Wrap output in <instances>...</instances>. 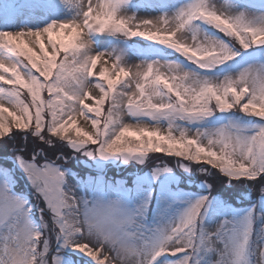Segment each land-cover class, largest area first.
Instances as JSON below:
<instances>
[{
    "label": "snow or ice",
    "instance_id": "1",
    "mask_svg": "<svg viewBox=\"0 0 264 264\" xmlns=\"http://www.w3.org/2000/svg\"><path fill=\"white\" fill-rule=\"evenodd\" d=\"M26 11L36 24L0 30V140L13 147L0 164V264H264V0H28ZM82 162L90 174H73ZM18 178L33 191L18 193ZM257 188L250 206L229 202Z\"/></svg>",
    "mask_w": 264,
    "mask_h": 264
},
{
    "label": "rangeland",
    "instance_id": "2",
    "mask_svg": "<svg viewBox=\"0 0 264 264\" xmlns=\"http://www.w3.org/2000/svg\"><path fill=\"white\" fill-rule=\"evenodd\" d=\"M27 2H28V0H0V30H13V31H15L17 28L22 27L25 24L30 23V24L34 25L38 22L37 20L31 18L30 15L27 13V11H26ZM225 2H226V0H217L218 4H224ZM156 14L157 13L149 14L143 10H141V12L139 13V15H141V16L156 15ZM67 15H68V13L65 11L60 12V18H65ZM43 22H46V21H43ZM53 39L57 40L58 42L63 41L65 43H68L71 40V34L70 33H61L60 35L54 34ZM133 39L144 40L143 37H138V38H133ZM44 43L46 45L48 43L46 36L44 38ZM37 50H38V47H37ZM48 50L51 51V48H49ZM128 62H129V65H136V64L140 63V60L134 54H131L128 57ZM110 63H109V66H110ZM97 68L98 69L100 68V64L97 65ZM0 83H2V82H0ZM93 94H95V93H93ZM44 96H45V98H47V93H45ZM22 98L25 99L26 102L30 100V96H28L26 92L24 93ZM5 106L11 107L9 105H5ZM104 107H105V111H106L107 110V104ZM90 115H92V114H90ZM125 119L127 122L134 124V121H131L130 118L126 117ZM89 124H90V121L88 123H85L84 118L80 117V118H78V123L75 127L84 128V130H86V131H93L89 127ZM75 127L70 126V130H69V135H71L73 137H75ZM134 137H135L134 132H130V133L126 134V139H133ZM16 143H21V144L22 143H29L30 144V141L25 142L22 140V138H18ZM54 143H56V142H54ZM10 144H11V142H9V144H5V143H3L2 140H0V164L5 163L4 164L5 167L11 166V157H12L13 147L10 146ZM62 145H63V142H62ZM63 151L65 154H68L70 152V149L67 147H63ZM149 157H150V161H151L152 166H155V164H165L166 163L169 166L176 169L178 174L183 173V169L176 168L177 159H178L176 157L168 156L165 153H149ZM184 162L185 163H191L194 168L197 167V163L195 161H192V162L184 161ZM138 168H144L145 171L149 170L148 167L145 165V166H137V168H131V169H129V171L135 172V171H137ZM70 169H71V172L73 174L80 173L84 176L89 175L91 172V170H89L83 162L80 164L72 163L70 165ZM82 169H83V172H81ZM196 174H197V176L201 175L199 173L198 169H197ZM108 175L109 176L115 175V177L117 179H127L128 176L130 175V172H125L122 169L112 168V169L108 170ZM185 175H187V174H185ZM73 178H75V177H73ZM73 182H75V181H73ZM182 187L185 189H189V190H185V191L200 190V181L194 180L192 182H189L188 180H184ZM15 190L18 193L19 192L31 193L33 191L30 184L26 183L25 180L21 179V178L17 179ZM222 190L227 191L226 189H222ZM237 191H239L241 193V195H234L235 199L234 198L233 199L238 205H236V204H232V205L234 207H237V208H244V207L250 206L251 203H249V205L248 204L244 205V203H246L245 201H248L250 198V196L247 193H245L246 190L245 189H239ZM252 195L255 196V199H258L259 198V188L255 189L253 191V193L251 194V196ZM31 199L37 205H39L41 207L44 206L43 202L37 201L34 195L31 197ZM36 218L39 219L38 214H37Z\"/></svg>",
    "mask_w": 264,
    "mask_h": 264
},
{
    "label": "trees",
    "instance_id": "3",
    "mask_svg": "<svg viewBox=\"0 0 264 264\" xmlns=\"http://www.w3.org/2000/svg\"><path fill=\"white\" fill-rule=\"evenodd\" d=\"M25 92H26V90H25ZM51 139L53 140V142H56L57 144H59V145L62 146V142L60 141V139H59L58 137L53 136V137H51ZM57 141H58V142H57ZM49 155H51V152H49ZM221 191H223V190L221 189ZM245 193H246V192H245ZM233 198L235 199L234 196H233ZM234 199L230 200L229 202H231V204H236V205H238V204L234 201ZM251 199H255V196H254V195L250 196L249 200H248V201H245L246 203H244V205H247V204L249 205V203L252 202Z\"/></svg>",
    "mask_w": 264,
    "mask_h": 264
}]
</instances>
